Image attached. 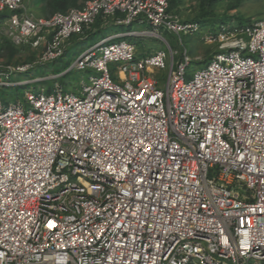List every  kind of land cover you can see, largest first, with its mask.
Masks as SVG:
<instances>
[{"label":"built area","instance_id":"2783aa9c","mask_svg":"<svg viewBox=\"0 0 264 264\" xmlns=\"http://www.w3.org/2000/svg\"><path fill=\"white\" fill-rule=\"evenodd\" d=\"M0 19L4 39L37 54L0 65V87L98 20L123 29L62 73L92 71L76 92L54 82L25 91L26 106L0 101V264H264V18L203 27L169 0L41 16L0 0ZM159 30L201 34L210 60L187 79L186 52L175 63L167 42L139 52L126 40Z\"/></svg>","mask_w":264,"mask_h":264},{"label":"rangeland","instance_id":"374dc122","mask_svg":"<svg viewBox=\"0 0 264 264\" xmlns=\"http://www.w3.org/2000/svg\"><path fill=\"white\" fill-rule=\"evenodd\" d=\"M86 0H76L75 4L71 5L69 2L67 9L71 7H79L84 4ZM232 0H223L217 3V6L213 7V15H227L230 17L243 16L245 18L262 19L264 18V0H242L233 9L228 6ZM29 10L34 15L46 16L59 12L60 10L54 9L51 4L52 0H26ZM204 4L202 0H179L178 4V14L188 21H194L200 23L203 27L209 26L201 20H194V18L199 14L200 10L203 8ZM233 21V20H232ZM217 23H214V26ZM112 26V25H111ZM111 26L100 27V23L96 24L95 33L86 35L82 40L79 35H73L70 38V42L66 45V51L64 55L56 60L55 62L47 63L44 65H37L25 72H11L8 78H3L2 83L7 84L0 87V101L7 103L10 101L20 100L25 104L24 93L27 90L37 92L40 87H48L50 84L49 79H55L53 76L56 74L58 77L59 84L66 86V89L72 92H76L77 89L81 87L82 83L88 84V77L92 73L91 70L80 71L77 69H72L67 74L62 75L64 71H67L68 65L72 63L77 55L89 48L95 42L103 39L107 35L115 32ZM3 23L0 21V65H6L8 63H21V62H34L37 58V54L31 50L29 46H14L12 44L7 45L3 42ZM100 27V28H99ZM116 27V26H115ZM122 29V27L120 28ZM133 29L142 30V26H133ZM162 39H156L153 37H139L134 36L128 41L133 42L138 51L144 50H156L159 48L168 51L166 42L170 45L175 54V63L182 60L184 52L190 57V65L187 66V79H192L194 72L198 69L204 67L206 63H201L208 57V52L212 50L210 46L204 45L201 40V34L194 35H181V42H179L178 36L169 34L163 30H159ZM127 40V39H126ZM13 48V50H11ZM210 59L207 60V62ZM1 69V68H0ZM109 70L112 73L113 79L117 75V67L114 64L109 65ZM169 71L168 63L167 68L162 71H156V76L163 79L167 76ZM59 72V73H58ZM61 72V73H60ZM51 77L44 81H34L33 78L41 77ZM16 81H28L23 84H16ZM57 82V81H55ZM163 84V80L161 82ZM26 106V104H25Z\"/></svg>","mask_w":264,"mask_h":264},{"label":"trees","instance_id":"16d2710c","mask_svg":"<svg viewBox=\"0 0 264 264\" xmlns=\"http://www.w3.org/2000/svg\"><path fill=\"white\" fill-rule=\"evenodd\" d=\"M221 1H223V0H202L204 6L200 10L199 14L194 18V20H198V21L201 20L204 23L210 24V25H214L215 22L216 23H218V22H226V23L227 22H232V20L237 25H243V24H248V23H251L252 22L253 19H251V18H245L243 16L230 17L229 18L227 15H224L223 14L221 16L220 15H217V16L213 15L212 17H209V15L210 14H213V12H214L212 10V8L215 7V6H217V3L218 2H221ZM241 1L242 0H232L231 3L228 6V9L229 8H231V9L235 8L237 6V4L239 2H241ZM69 2H72L71 5H73V4H75L76 0H52V3L51 4L54 6V9L60 10L61 12H63V11H66L67 10L66 7L69 4ZM178 4H179V0H169V11L178 13V8H177L178 7ZM46 16H48V15H46ZM185 20L188 21L187 19H185ZM97 23H100V20H98ZM96 24H95V26H96ZM93 32L95 33V31H93ZM126 39L127 40L129 39L130 40L131 38L130 37H127ZM3 42L6 43L7 45H10L11 44L7 39H4ZM11 50H13V48H11ZM210 58H211V56H209V52H208V57L205 58L204 60H201L200 62L201 63H203V62L204 63H207V60L210 59ZM70 64L68 66H70ZM67 73H65V74H67ZM65 74H63V75H65ZM58 77L55 78V79L49 80L50 81V84H49L48 87H46V91L47 92H50L52 90V87H53L55 81L59 82L58 81ZM61 85H63V84H61ZM63 87H64V89L66 91H69V90L66 89V86L63 85Z\"/></svg>","mask_w":264,"mask_h":264},{"label":"crops","instance_id":"0c3cea01","mask_svg":"<svg viewBox=\"0 0 264 264\" xmlns=\"http://www.w3.org/2000/svg\"><path fill=\"white\" fill-rule=\"evenodd\" d=\"M96 26L94 25V31L96 30V28H95ZM100 28V27H99ZM111 28H113L114 30H116V31H123V29H120L121 27H115V26H111ZM115 31V32H116ZM113 33V32H112Z\"/></svg>","mask_w":264,"mask_h":264},{"label":"clouds","instance_id":"9594fccd","mask_svg":"<svg viewBox=\"0 0 264 264\" xmlns=\"http://www.w3.org/2000/svg\"><path fill=\"white\" fill-rule=\"evenodd\" d=\"M233 22V21H232Z\"/></svg>","mask_w":264,"mask_h":264}]
</instances>
